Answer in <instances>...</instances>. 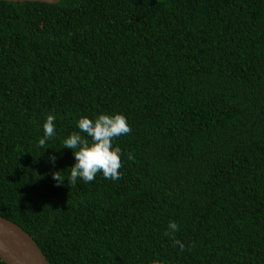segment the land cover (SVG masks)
<instances>
[{
    "label": "trees",
    "instance_id": "trees-1",
    "mask_svg": "<svg viewBox=\"0 0 264 264\" xmlns=\"http://www.w3.org/2000/svg\"><path fill=\"white\" fill-rule=\"evenodd\" d=\"M101 112L119 179L58 184ZM0 215L50 264H264V0H0Z\"/></svg>",
    "mask_w": 264,
    "mask_h": 264
},
{
    "label": "clouds",
    "instance_id": "clouds-1",
    "mask_svg": "<svg viewBox=\"0 0 264 264\" xmlns=\"http://www.w3.org/2000/svg\"><path fill=\"white\" fill-rule=\"evenodd\" d=\"M76 127L79 131H73L63 140V147L72 149L75 158L74 164L70 166V174L62 176L60 170L53 171V180L60 184L67 177L70 184L76 183L78 179L87 183L93 181L98 172H102L105 178L119 179L121 175L119 169L122 167L121 157L124 153L118 144H114V140L131 131L126 114L123 112H101L93 114L91 117L82 115L77 120ZM55 133L56 116L49 113L43 123V136L38 141L39 146L43 147ZM132 158V155L128 154V159ZM49 159L55 163L57 157L50 155ZM177 231H179V224L170 220L164 234L171 236L174 244L179 245L183 250L185 245L175 239ZM153 264H169V262L166 259L155 260Z\"/></svg>",
    "mask_w": 264,
    "mask_h": 264
},
{
    "label": "water",
    "instance_id": "water-1",
    "mask_svg": "<svg viewBox=\"0 0 264 264\" xmlns=\"http://www.w3.org/2000/svg\"><path fill=\"white\" fill-rule=\"evenodd\" d=\"M15 2L61 0H6ZM0 257L7 264H50L34 237L22 226L0 215Z\"/></svg>",
    "mask_w": 264,
    "mask_h": 264
}]
</instances>
